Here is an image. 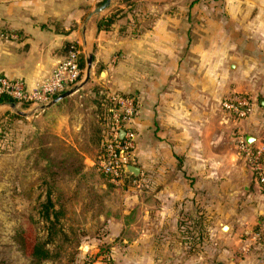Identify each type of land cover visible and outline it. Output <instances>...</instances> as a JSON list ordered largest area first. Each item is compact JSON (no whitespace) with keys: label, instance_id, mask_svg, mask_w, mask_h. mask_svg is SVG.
<instances>
[{"label":"crops","instance_id":"obj_1","mask_svg":"<svg viewBox=\"0 0 264 264\" xmlns=\"http://www.w3.org/2000/svg\"><path fill=\"white\" fill-rule=\"evenodd\" d=\"M104 1L0 0V75L32 86L74 44L92 51L90 80L41 112L75 132L93 120L88 103L98 85L137 102L135 165L148 190L141 202L124 188L123 210L107 219L103 237L114 250L161 264H211L215 255L264 264L260 246L241 250L264 219V191L237 149L239 134L264 149V0L169 11L161 0H136L146 7L126 12L127 23L98 27L93 11ZM232 92L252 100L248 117L221 110Z\"/></svg>","mask_w":264,"mask_h":264},{"label":"rangeland","instance_id":"obj_2","mask_svg":"<svg viewBox=\"0 0 264 264\" xmlns=\"http://www.w3.org/2000/svg\"><path fill=\"white\" fill-rule=\"evenodd\" d=\"M121 1L111 0L98 12V24H125L126 12L146 7L136 0L121 7ZM198 1L206 4V0H161L155 4L161 3L169 11L186 9ZM79 48L83 80L88 51ZM97 88L106 91L100 85ZM97 88L88 103L93 120L84 119L75 132L64 129L52 113L41 112L39 107L17 105L0 112V264H133L154 260L152 256L116 251L103 240L107 219L123 210L124 188L137 190L139 201L148 189L142 177L137 179L139 187L112 184L87 159H93L101 139L97 119L103 106L101 110ZM4 102L8 105L10 101ZM123 243L115 241L116 245ZM213 258L211 264H228L217 255ZM161 263L156 256L153 264Z\"/></svg>","mask_w":264,"mask_h":264},{"label":"built area","instance_id":"obj_3","mask_svg":"<svg viewBox=\"0 0 264 264\" xmlns=\"http://www.w3.org/2000/svg\"><path fill=\"white\" fill-rule=\"evenodd\" d=\"M81 54L77 45L70 44L51 74L35 81L32 86H28L22 79L0 75V96L11 99L16 105L25 103L28 107H39L48 103L82 80ZM103 92L105 99L99 117L100 147L93 165L96 171L112 184L129 183L131 186L139 187L137 179L140 177L132 175L126 169L128 165L136 163L134 151L137 131L133 126V120L138 114V104L128 94L109 89ZM219 105L228 116L243 119L251 113L253 103L247 94L232 92L224 95ZM237 149L264 191V149L246 143L241 134L237 138ZM241 243L243 252H248L252 245L260 246L264 250V219Z\"/></svg>","mask_w":264,"mask_h":264},{"label":"water","instance_id":"obj_4","mask_svg":"<svg viewBox=\"0 0 264 264\" xmlns=\"http://www.w3.org/2000/svg\"><path fill=\"white\" fill-rule=\"evenodd\" d=\"M109 0L104 1L100 6L96 7L93 11V13H98L101 10H103L104 8H106L109 5ZM92 61H93V54L92 51H88L86 54V59H85V76L83 78L82 81H80L79 83H77L76 85L72 86L71 88L65 90L64 92H62L61 94L57 95L56 97H54L51 101H49L48 103L39 106L40 109H44L47 108L55 103H57L59 100L63 99L64 97L70 95L71 93H73L74 91H76L77 89H79L80 87H82L83 85H85L89 78H90V71H91V66H92ZM8 105L12 108V109H16V104L14 102H10L8 103ZM19 114L21 115H25L26 113L24 111H18ZM127 171L130 172L132 175L134 176H138L140 173V168L136 165H128L126 167Z\"/></svg>","mask_w":264,"mask_h":264},{"label":"trees","instance_id":"obj_5","mask_svg":"<svg viewBox=\"0 0 264 264\" xmlns=\"http://www.w3.org/2000/svg\"><path fill=\"white\" fill-rule=\"evenodd\" d=\"M99 26H101L100 24H98V27ZM104 27V26H103ZM82 63V62H81ZM81 66H82V68H84V65L83 64H81ZM99 92V94H100V100H99V103H98V105L100 106V108H101V110H102V106H103V103H104V99H105V94H104V92L101 90V92H100V89H98L97 90V93ZM4 101H10L11 102V99H8V98H6V97H3V96H0V102H4ZM22 106H24V107H28V105L27 104H22ZM43 257H45V254H43L42 255Z\"/></svg>","mask_w":264,"mask_h":264}]
</instances>
